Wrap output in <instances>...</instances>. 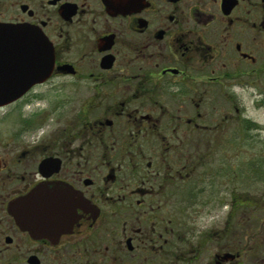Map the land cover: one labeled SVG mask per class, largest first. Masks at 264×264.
Listing matches in <instances>:
<instances>
[{"label": "flooded vegetation", "instance_id": "flooded-vegetation-1", "mask_svg": "<svg viewBox=\"0 0 264 264\" xmlns=\"http://www.w3.org/2000/svg\"><path fill=\"white\" fill-rule=\"evenodd\" d=\"M0 25L53 51L0 107V264H264V0H0Z\"/></svg>", "mask_w": 264, "mask_h": 264}, {"label": "water", "instance_id": "water-1", "mask_svg": "<svg viewBox=\"0 0 264 264\" xmlns=\"http://www.w3.org/2000/svg\"><path fill=\"white\" fill-rule=\"evenodd\" d=\"M0 49L20 52L3 54L4 61L0 67L13 68L17 75L0 76V107L19 98L31 84L45 79L53 67V51L46 37L38 30L24 25H0ZM11 82L19 85L11 86ZM19 220L22 219L21 210H17Z\"/></svg>", "mask_w": 264, "mask_h": 264}, {"label": "rangeland", "instance_id": "rangeland-1", "mask_svg": "<svg viewBox=\"0 0 264 264\" xmlns=\"http://www.w3.org/2000/svg\"><path fill=\"white\" fill-rule=\"evenodd\" d=\"M1 126H4V124H2ZM259 148H260V145H252V150L253 152H259Z\"/></svg>", "mask_w": 264, "mask_h": 264}]
</instances>
